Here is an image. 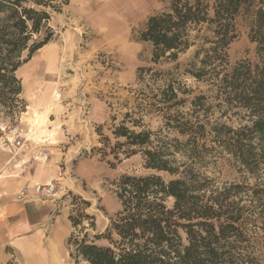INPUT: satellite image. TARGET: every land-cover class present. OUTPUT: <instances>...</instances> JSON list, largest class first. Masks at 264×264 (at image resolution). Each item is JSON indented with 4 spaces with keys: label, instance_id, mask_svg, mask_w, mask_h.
Returning a JSON list of instances; mask_svg holds the SVG:
<instances>
[{
    "label": "trees",
    "instance_id": "1",
    "mask_svg": "<svg viewBox=\"0 0 264 264\" xmlns=\"http://www.w3.org/2000/svg\"><path fill=\"white\" fill-rule=\"evenodd\" d=\"M51 1L36 4L60 11ZM162 2L133 37L150 48V64L171 65L156 72L169 77L152 86L145 81L154 69L138 70L137 83L148 91L136 100L141 118L125 114L113 131L123 142L111 149L117 161L140 155L146 173L119 177L120 210L93 240L73 233L71 257L87 264H264V0ZM25 3L0 0V107L9 110L21 102L17 71L54 35L51 15ZM242 28L254 57L232 64L229 49ZM180 75L207 91L194 95ZM150 114L162 118L156 131L142 122ZM226 164L232 182L207 174L223 173ZM75 200L73 229L84 232L85 220L94 228L85 213L91 204Z\"/></svg>",
    "mask_w": 264,
    "mask_h": 264
},
{
    "label": "rangeland",
    "instance_id": "2",
    "mask_svg": "<svg viewBox=\"0 0 264 264\" xmlns=\"http://www.w3.org/2000/svg\"><path fill=\"white\" fill-rule=\"evenodd\" d=\"M37 1L40 0H27L25 6L46 10L51 15L47 26L54 35L16 73L23 90L18 108L0 107V175H12L13 164L21 166L16 175H23L25 171L27 163H18L19 156L16 163L11 160L28 144L26 113L30 116L35 112L47 113L48 120L49 115L52 116L55 150L49 153L56 159L60 176L57 180L49 179L47 184L53 182L55 193L62 197L45 198L47 201L54 199V204L58 200L59 205L55 208L48 207L49 203L43 205L41 212H48L49 216L44 224L42 255L45 264H63V261L64 264H87L71 257L73 248L68 244L69 238L73 233L80 238L88 234L93 240L95 235L104 233L111 218L120 210L114 183L124 174L146 173L140 155L126 159L120 154L117 161L111 149H115L117 142H123L115 138L113 131L124 121L125 114L141 118L134 113L138 106L136 100L141 89L148 91L137 83L138 70L154 69L146 75L145 83L150 85L152 80H159L158 86H162L169 77L156 72L166 73L171 65L150 64V48L133 37V32L141 28L150 15L161 11L164 4L162 0L51 1V6L60 10L57 11L38 6ZM188 56L182 57L180 62ZM229 56L232 64L254 57V46L246 29L240 30L239 38L229 49ZM25 59L27 52L22 55V60ZM179 80L195 90L194 95L207 91L204 84L187 77L180 75ZM55 93L60 94L59 100L53 98ZM51 101L56 106L47 111ZM209 103L215 104L211 99ZM142 120L152 131L162 126V118L157 114L143 116ZM126 126L131 127L129 123ZM15 140L21 145L14 150L10 144ZM9 151L12 152L11 160ZM42 158L45 156L35 160L45 164L46 159ZM225 166L223 173L208 171L207 174L216 177L220 184L232 182L236 175L228 164ZM6 179L0 182L6 183ZM3 194L0 193V207L7 206V197H1ZM76 197L91 204L85 213L95 218L94 228L89 226L90 221L83 222L84 232H80L81 227L75 231L69 220L77 204ZM17 200V196L11 198V201ZM8 221L13 219L8 218ZM0 264H20L12 243L0 246Z\"/></svg>",
    "mask_w": 264,
    "mask_h": 264
},
{
    "label": "crops",
    "instance_id": "3",
    "mask_svg": "<svg viewBox=\"0 0 264 264\" xmlns=\"http://www.w3.org/2000/svg\"><path fill=\"white\" fill-rule=\"evenodd\" d=\"M149 1L157 2V0ZM26 114L25 123L27 130L25 136L27 137L28 144L23 147L24 149L22 148L23 152H19V159L17 160L18 163H27L25 171L23 175H16L18 173L17 170L21 169V166L13 164L11 169L12 175H8V177L0 176L2 177L0 181L7 178L6 183L2 184L0 182V185L3 186L0 187V193H4L1 197H7V206L0 207V246L12 243L20 264H45V258L42 255V250H45L43 241V237L45 236L44 224L49 213L41 211H44L43 205L46 203H49L48 207L52 208H55L59 203L57 202L58 200H55L56 204H54V199L47 201L45 198L37 196L35 188L37 185L45 186L49 179H52V181L57 180L60 176V171L57 167L56 159L52 156L55 150V147L52 145L54 141L52 134L53 124L50 120L52 116L49 115V120L47 119L46 134H48L43 135L44 137L42 136L41 139H34L31 133L34 128L30 125L29 121V118L32 116L29 113ZM49 152H52V154ZM8 153L11 160L12 152L9 151ZM49 155L52 157L51 160H49ZM43 156L48 157L45 164L38 162L39 160L36 161ZM2 161L5 162V160ZM12 161L16 163L15 160ZM8 163L10 162L8 161ZM23 191L25 194L23 199H18V202L11 201V198L18 196ZM51 197L59 198L62 195L54 191L53 195L49 198ZM8 218H12L13 221H8ZM61 255L63 254L61 253Z\"/></svg>",
    "mask_w": 264,
    "mask_h": 264
},
{
    "label": "bare ground",
    "instance_id": "4",
    "mask_svg": "<svg viewBox=\"0 0 264 264\" xmlns=\"http://www.w3.org/2000/svg\"><path fill=\"white\" fill-rule=\"evenodd\" d=\"M60 94H58V93H55L54 94V96H53V98L54 99H57V100H59L60 99ZM38 104V103H37ZM52 106H56V103L54 102V101H51L50 103H49V105L47 106V108H46V110L47 111H49L50 110V108L52 107ZM44 109V108H43ZM47 114V113H46ZM45 113L43 114V113H34V115L32 116V118H30L29 119V121H30V125H32V127L34 128H32L33 130H32V134H33V138L34 139H41V137L44 135H47L46 134V126H47V115H46ZM28 120V119H27ZM30 129H31V127H30ZM13 134V133H12ZM31 134V135H32ZM43 136V137H44ZM49 136V135H48ZM43 141V140H42ZM39 142V141H38ZM41 143V142H40ZM37 160H39V159H37ZM42 160H45V158H43ZM24 161H25V159H24ZM41 163V162H40ZM1 176V175H0ZM3 177V176H2ZM2 177H0V179L2 178ZM51 182V181H50ZM58 258V257H57ZM62 260V259H61ZM62 262V261H61ZM61 264V263H60ZM63 264H64V261H63Z\"/></svg>",
    "mask_w": 264,
    "mask_h": 264
},
{
    "label": "built area",
    "instance_id": "5",
    "mask_svg": "<svg viewBox=\"0 0 264 264\" xmlns=\"http://www.w3.org/2000/svg\"><path fill=\"white\" fill-rule=\"evenodd\" d=\"M10 145L15 150L21 145V142L15 140ZM16 157H18V154L15 153L13 155V158H12V160H15V162H16ZM45 159L47 160L48 157L45 156ZM54 191H55V184H53V182H51L49 184H46L45 186L37 185L36 188H35L36 195L40 196V197H43V198H49L50 196L53 195ZM24 196H25V194H24V191H23V192L18 194L17 198L19 200H21V199L24 198Z\"/></svg>",
    "mask_w": 264,
    "mask_h": 264
}]
</instances>
